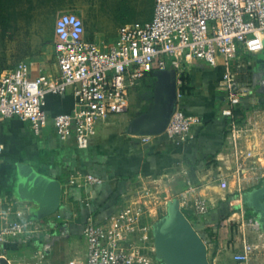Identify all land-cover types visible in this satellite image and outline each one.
<instances>
[{"label": "crops", "instance_id": "0c3cea01", "mask_svg": "<svg viewBox=\"0 0 264 264\" xmlns=\"http://www.w3.org/2000/svg\"><path fill=\"white\" fill-rule=\"evenodd\" d=\"M152 15L153 10L150 18L132 21H146ZM55 40L54 35L41 52L25 60L31 65L30 76L58 74ZM257 55H242L243 67L238 79L251 88L236 107L241 127L233 133L228 129V118L222 114L227 106L226 91L219 85L224 66L200 59L183 60L180 68L170 65L166 71L145 76L130 91L129 109L99 121L96 136L87 148H79L73 137L59 138L50 122L41 134H35L29 122L17 116L5 118L0 122V140L4 144L0 154V199L13 198L19 206L27 203L29 210L24 217L34 218V202L22 200L15 191L19 166L31 167L61 182L58 211L69 221L65 230L83 234V224L90 214L100 219L109 216L116 209L119 195L118 200L138 193L140 187L150 190L147 222L153 226L162 202L168 203L175 197L180 200L188 184L193 183L196 188L192 195L201 196L210 207L198 230L206 241L210 264H264V222L258 227L249 222L252 214L259 220L264 214L244 202V209L241 208L243 196L264 184V91L248 71L252 70ZM4 69L7 68L1 67L0 72ZM170 84H175L177 93H182L177 97L175 110H183L194 120L187 139L180 143L168 137L165 130L142 133L162 121L160 96L162 89ZM73 104L72 94L51 93L45 108L52 116L70 111ZM150 112L155 116L141 123L138 131L129 130L134 118ZM145 135L149 140L143 142ZM74 171L98 174L103 182L70 185L68 180ZM222 178L228 180L227 187L221 185ZM180 204L191 220L194 214L191 205H185L184 200ZM61 232L54 234L47 251L43 244L32 242L1 243L0 264H37L43 253L48 259L66 256L64 264H86L85 238L77 261L72 235H66L68 238L64 241L60 238ZM247 245L250 246L248 259H236L237 254L246 252ZM65 250L67 253L63 254ZM160 263L166 264L157 261Z\"/></svg>", "mask_w": 264, "mask_h": 264}, {"label": "built area", "instance_id": "2783aa9c", "mask_svg": "<svg viewBox=\"0 0 264 264\" xmlns=\"http://www.w3.org/2000/svg\"><path fill=\"white\" fill-rule=\"evenodd\" d=\"M54 55L58 74L30 76L31 65L20 61L0 72V122L17 116L41 134L50 122L62 140L73 137L79 148L89 147L97 133L98 122L126 112L130 91L152 72L165 71L170 65L204 60L222 64L219 85L226 91L227 106L222 114L228 129L236 132L241 123L236 107L249 95L251 86L239 81L242 55H257L264 50V0H154L152 18L121 24L113 39L87 36L85 22L75 11L60 13L54 28ZM72 94L70 111L49 116L48 94ZM182 93L178 92L177 97ZM193 117L177 109L165 133L180 143L187 139ZM143 136L142 141H148ZM4 144L0 140V154ZM70 185L100 184L103 178L92 172L74 171ZM228 186L226 178L221 179ZM189 183L180 200L193 209L192 222L202 221L209 212L208 202L192 195ZM122 196L112 214L102 219L90 214L83 224L86 264H157L149 244L152 226L148 224L147 198L150 190ZM244 209L243 198L241 199ZM28 204L19 206L13 198L0 199V244L30 242L46 250L53 234L69 227L59 211L44 219L24 217ZM255 227L262 223L256 215L249 218ZM250 246L238 260H247ZM13 264H16L14 262Z\"/></svg>", "mask_w": 264, "mask_h": 264}, {"label": "rangeland", "instance_id": "374dc122", "mask_svg": "<svg viewBox=\"0 0 264 264\" xmlns=\"http://www.w3.org/2000/svg\"><path fill=\"white\" fill-rule=\"evenodd\" d=\"M56 1L60 7L56 12H52L53 6L40 4L36 0H0V68L13 67L18 62L29 60L36 53L41 52L45 44L55 35L56 20L62 11H75L82 16L88 37L98 36L110 40L114 38L121 24L135 19L150 18L154 4V0ZM250 57L255 58V56ZM4 62L6 65H3ZM248 71L251 76V68ZM166 212L167 200L162 202V207L158 209V219ZM72 233L63 229L60 238L65 241L68 235H72L76 244L75 251L77 250L75 260L78 261L84 235L81 232ZM54 237L53 234L52 238ZM149 244L153 247V256L160 261L156 256L153 229L150 232ZM65 245L67 243L64 242L63 247L66 248ZM65 253H67L66 250L63 254ZM66 258L62 255L56 259H48L43 253L36 262L37 264H64Z\"/></svg>", "mask_w": 264, "mask_h": 264}, {"label": "water", "instance_id": "95a60500", "mask_svg": "<svg viewBox=\"0 0 264 264\" xmlns=\"http://www.w3.org/2000/svg\"><path fill=\"white\" fill-rule=\"evenodd\" d=\"M252 77L255 84L260 85L264 91V50L255 58ZM159 102L162 105V121L143 130V134L165 130L176 108L175 84L162 89ZM154 116L152 112L139 115L132 120L129 130L138 131L141 123ZM15 191L22 200L34 202V218L46 219L59 209L61 182L31 167L19 166ZM243 202L264 214V184L247 192ZM260 221L264 222V215ZM152 229L156 256L166 264H210L206 241L182 210L179 198L175 197L167 203V212L153 224Z\"/></svg>", "mask_w": 264, "mask_h": 264}, {"label": "trees", "instance_id": "16d2710c", "mask_svg": "<svg viewBox=\"0 0 264 264\" xmlns=\"http://www.w3.org/2000/svg\"><path fill=\"white\" fill-rule=\"evenodd\" d=\"M38 3L40 4H46L47 6H53L52 7V12H56L58 10V8L60 7V4L56 1V0H36ZM185 78V76L183 75V79ZM243 101V100H242ZM242 103V102H241ZM121 195H119L120 197ZM118 197V198H119ZM118 198H116V201H118ZM204 220L197 222H193L195 224V226L197 227V230L201 229L200 223H202ZM204 234V232H203ZM161 264V263H160Z\"/></svg>", "mask_w": 264, "mask_h": 264}]
</instances>
